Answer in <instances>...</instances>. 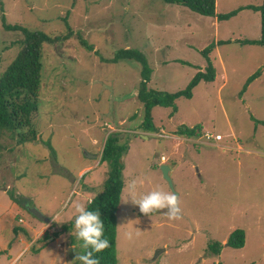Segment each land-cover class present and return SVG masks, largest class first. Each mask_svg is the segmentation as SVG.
I'll use <instances>...</instances> for the list:
<instances>
[{
    "label": "rangeland",
    "instance_id": "obj_1",
    "mask_svg": "<svg viewBox=\"0 0 264 264\" xmlns=\"http://www.w3.org/2000/svg\"><path fill=\"white\" fill-rule=\"evenodd\" d=\"M215 1L217 13L239 11L218 20L164 0H0V73L22 38L3 27L2 13L7 23L52 36L66 34V23L73 31L67 40L44 44L32 116L36 140L19 144L7 132L0 135V264H72L83 253L75 227L64 231L62 224L74 219L76 204L103 188L108 166L99 152L114 132L124 147L117 264H264V46L237 41L259 38L260 12L247 7L262 0ZM209 44L214 80H201L190 98H177L173 114L170 106H154V131L139 128L140 66L133 59H109L119 49L139 50L151 68L148 88L172 93L205 70ZM182 125H199L198 134H177ZM205 132L223 139H206ZM161 155L181 198L180 220H169L164 211L146 216L128 199L126 184L142 176L152 181L142 191L154 184L172 191L160 170ZM11 197L22 202L14 201L19 212ZM26 205L50 217L39 220L42 250L25 235L27 221L38 219ZM237 228L245 231L244 245H225ZM129 230L141 235L128 240ZM212 241L222 244L219 254L209 247Z\"/></svg>",
    "mask_w": 264,
    "mask_h": 264
},
{
    "label": "trees",
    "instance_id": "obj_2",
    "mask_svg": "<svg viewBox=\"0 0 264 264\" xmlns=\"http://www.w3.org/2000/svg\"><path fill=\"white\" fill-rule=\"evenodd\" d=\"M167 3H176L188 7L190 10L205 16H213L218 20L228 19L234 16L239 9L227 13L216 12L215 0H164ZM247 8L260 12V36L257 39H239L242 44H258L264 46V0L258 6L249 5ZM241 10V9H240ZM1 21L6 30L18 31L22 34L18 44L21 46L13 60L0 73V135L9 133L17 143L34 141L37 137V131L33 127L32 116L38 111V98L41 85V72L43 68V47L45 43L54 44L67 40L73 31L66 23L67 33L63 35H49L44 31L32 30L18 24L6 22V17L2 13ZM229 40H219L218 43H227ZM80 43L87 49H93L92 44H88L80 37ZM214 44H209L203 54L207 58L205 70H199L190 79L184 89L176 92H167L150 89L147 83L150 79L151 68L148 65L147 58L137 49L126 48L119 49L110 61L119 59H133L140 66V80L138 84L137 99L143 105V121L139 128L144 131H154L156 128L152 121V108L156 105L170 106L172 114L177 110L175 100L179 97L190 98L192 89L201 81H212L215 78V67L207 56ZM187 64L186 61L181 60ZM259 75V71L248 76L242 93L247 86ZM199 125L187 127L180 126L177 134L197 135ZM123 150L124 147L119 144L118 133H109L105 137L103 147L99 152L100 163H107V176L103 181V188L90 198L86 205L89 210H99L101 219L105 224V237L110 241V247L103 252L95 253L100 260V264H117L116 256V214L121 201V193L124 186L123 180ZM11 199L20 206L22 202L15 197ZM74 226V219L62 224V230L69 231ZM13 230L18 232V228ZM63 231V232H64ZM59 232V231H58ZM58 232L56 234H58ZM55 234V233H54ZM55 234V235H56ZM49 235L48 237H50ZM245 231L237 228L233 230L227 238L225 245L233 248H239L244 245ZM222 244L218 241L209 243V247L215 254H219ZM86 250L84 249L83 252Z\"/></svg>",
    "mask_w": 264,
    "mask_h": 264
},
{
    "label": "clouds",
    "instance_id": "obj_3",
    "mask_svg": "<svg viewBox=\"0 0 264 264\" xmlns=\"http://www.w3.org/2000/svg\"><path fill=\"white\" fill-rule=\"evenodd\" d=\"M149 183H152V181L148 176L129 180L126 184L128 199L130 198L132 203L138 206L139 211L146 216L164 211L169 220L182 219L183 209L180 206V195H177L175 191H166L158 184H154L150 190L142 191L145 185ZM75 213V232H73V235L77 240L82 241L81 247L86 251L83 253L77 252L72 264L77 261L79 264H100L99 258L94 254L103 252L110 247V241L105 237V224L101 219V212L99 210H89L85 203H78L75 206ZM140 235V231L133 232L129 230L125 233L128 240L138 238Z\"/></svg>",
    "mask_w": 264,
    "mask_h": 264
},
{
    "label": "crops",
    "instance_id": "obj_4",
    "mask_svg": "<svg viewBox=\"0 0 264 264\" xmlns=\"http://www.w3.org/2000/svg\"><path fill=\"white\" fill-rule=\"evenodd\" d=\"M247 5V4H246ZM246 5H242V6H246ZM216 134H218V133H216ZM147 138V137H146ZM223 139V138H222ZM221 139V140H222ZM217 144L219 145V146H221V147H224V145H226V144H220V143H218L217 142ZM241 146L239 145L238 146V148H240ZM167 162V161H166ZM165 162V163H166ZM170 172V171H169ZM9 200H10V202H11V204H12V206L14 207V208H17V211L20 209V207H19V205H17L16 203H14V201L11 199V198H9ZM19 212V211H18ZM18 220H22L21 218H19L18 217ZM22 222V221H21ZM27 224H28V228H26L27 229V231H26V234L25 235H32L33 237H32V240L31 241H33V243L34 244H37V243H39L40 245H39V247H37L38 249H41L42 250V248L44 247L43 245L41 246V242H37L36 240L39 238V236H41V233H42V229H43V227H41L39 224H41V222L39 223V219H31V220H28L27 221ZM14 228V227H13ZM52 238H54V236L53 237H50V239H52ZM57 242V241H56ZM23 244L24 245H26V247L28 248L29 246H28V243L26 242V241H24L23 242ZM58 247V246H57ZM7 248V246H5L4 244H2V249L3 250H5ZM8 250L10 251L11 250V247L10 248H8Z\"/></svg>",
    "mask_w": 264,
    "mask_h": 264
},
{
    "label": "water",
    "instance_id": "obj_5",
    "mask_svg": "<svg viewBox=\"0 0 264 264\" xmlns=\"http://www.w3.org/2000/svg\"><path fill=\"white\" fill-rule=\"evenodd\" d=\"M143 137H147V136H143ZM92 156L94 157L95 155H92ZM160 170L162 172L163 178L168 182L169 187L172 189V191H174L173 182H172V179L170 177V172H169L170 166L166 163H162L160 166ZM26 207H27L26 209L30 212V214L38 218L43 223H48L50 221V217L41 213L36 207L27 206V205Z\"/></svg>",
    "mask_w": 264,
    "mask_h": 264
},
{
    "label": "built area",
    "instance_id": "obj_6",
    "mask_svg": "<svg viewBox=\"0 0 264 264\" xmlns=\"http://www.w3.org/2000/svg\"><path fill=\"white\" fill-rule=\"evenodd\" d=\"M202 137H205L206 139H214L216 141L222 139L220 134L213 135V134L208 133V132H205ZM160 160H161V163H165L166 162V157L164 155H161L160 156Z\"/></svg>",
    "mask_w": 264,
    "mask_h": 264
}]
</instances>
